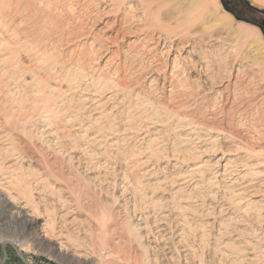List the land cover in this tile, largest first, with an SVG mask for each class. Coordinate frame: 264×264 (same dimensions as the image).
<instances>
[{
	"label": "rangeland",
	"instance_id": "obj_1",
	"mask_svg": "<svg viewBox=\"0 0 264 264\" xmlns=\"http://www.w3.org/2000/svg\"><path fill=\"white\" fill-rule=\"evenodd\" d=\"M247 1L0 0V239L29 264H264Z\"/></svg>",
	"mask_w": 264,
	"mask_h": 264
},
{
	"label": "bare ground",
	"instance_id": "obj_2",
	"mask_svg": "<svg viewBox=\"0 0 264 264\" xmlns=\"http://www.w3.org/2000/svg\"><path fill=\"white\" fill-rule=\"evenodd\" d=\"M6 207H4V212L5 213H3L2 214V217H1V219L3 220V219H6V217L8 216L9 217V215H7V213H9V208H7V209H5ZM11 209V208H10ZM11 212V211H10ZM12 213H14V215H15V217H16V219H17V225L18 226H20L21 228H22V230H23V233H27L26 235H28L29 234V232H28V228H27V226H28V222H29V219H27V215L22 211V209L21 208H17L16 210H13L12 211ZM26 215V216H25ZM16 225V224H15ZM14 226V225H13ZM43 235V234H42ZM20 238H22V237H20ZM24 238V237H23ZM23 238H22V240H23ZM25 239V238H24ZM39 240V239H38ZM40 240H41V238H40ZM4 241H8V242H11V243H13L15 246H17L18 248H22V242L20 241V240H12L11 238H9V237H7V236H5V237H3V238H1L0 239V242H4ZM40 243H41V241H40ZM39 246V245H38ZM40 246H41V244H40ZM40 248V247H39Z\"/></svg>",
	"mask_w": 264,
	"mask_h": 264
},
{
	"label": "water",
	"instance_id": "obj_3",
	"mask_svg": "<svg viewBox=\"0 0 264 264\" xmlns=\"http://www.w3.org/2000/svg\"><path fill=\"white\" fill-rule=\"evenodd\" d=\"M223 1V0H221ZM224 3V2H223ZM230 3V0H226V4H229ZM224 5V4H223ZM225 6V5H224ZM264 26V20H262L261 22V25H259V27H263ZM263 35H264V30H263ZM11 245L15 251L17 252L18 256L20 257V259L25 262L26 264H29L25 258L21 255V253L19 252V250L16 248V246L11 243V242H8V241H4L2 243H0V247H1V250H2V258L0 260V264H5L6 263V260H7V250H6V245Z\"/></svg>",
	"mask_w": 264,
	"mask_h": 264
},
{
	"label": "trees",
	"instance_id": "obj_4",
	"mask_svg": "<svg viewBox=\"0 0 264 264\" xmlns=\"http://www.w3.org/2000/svg\"><path fill=\"white\" fill-rule=\"evenodd\" d=\"M242 1L244 3V7H245L246 10H249V11H252V12H258V9L255 8L254 6H252L247 0H242ZM231 11H233V10H231Z\"/></svg>",
	"mask_w": 264,
	"mask_h": 264
}]
</instances>
